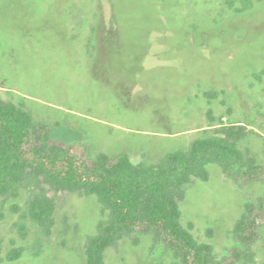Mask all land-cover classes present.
<instances>
[{"label":"rangeland","instance_id":"374dc122","mask_svg":"<svg viewBox=\"0 0 264 264\" xmlns=\"http://www.w3.org/2000/svg\"><path fill=\"white\" fill-rule=\"evenodd\" d=\"M0 97L92 158L156 163L225 123L247 126L240 147L264 165V0H0ZM208 170L186 188L183 225L213 246V264H264V216L247 254L234 231L264 183ZM27 199L0 206V264H87L97 196L60 192L49 235ZM177 262L146 234L106 251V264Z\"/></svg>","mask_w":264,"mask_h":264},{"label":"trees","instance_id":"16d2710c","mask_svg":"<svg viewBox=\"0 0 264 264\" xmlns=\"http://www.w3.org/2000/svg\"><path fill=\"white\" fill-rule=\"evenodd\" d=\"M246 136V125L223 123L156 163H136L126 152L92 158L84 142L54 139L47 122L35 121L30 111L0 97V206L25 192L26 215L49 235L60 192L95 195L102 219L97 233L87 238V264H106V251L135 234L151 235L173 253L175 264H213V246L199 242L183 225L180 202L194 178H209L210 163L235 181L264 183V165L240 147ZM261 216L264 199L248 203L235 225L237 246H244L246 254ZM20 255L16 250L11 258Z\"/></svg>","mask_w":264,"mask_h":264}]
</instances>
